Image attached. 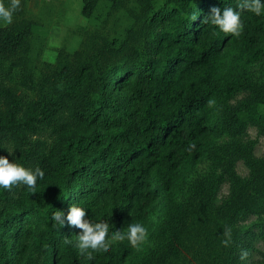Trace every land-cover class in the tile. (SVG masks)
I'll use <instances>...</instances> for the list:
<instances>
[{
    "label": "trees",
    "instance_id": "16d2710c",
    "mask_svg": "<svg viewBox=\"0 0 264 264\" xmlns=\"http://www.w3.org/2000/svg\"><path fill=\"white\" fill-rule=\"evenodd\" d=\"M98 2L82 0V15L91 19ZM138 2L126 38L90 36L73 63L63 57L38 81L26 58L35 22L20 17L0 27V65L10 64L0 73V155L44 171L34 190L0 189V264H238L240 251L249 254L259 236L264 242L240 226L264 214V158L238 137L264 123L257 111L264 80L222 78L217 66L231 39L244 49L245 66L264 64V11L240 9L237 36L204 17L240 0H166L158 9ZM13 69L35 91L32 101L8 88ZM239 91L249 96L231 104ZM223 137L229 140L219 143ZM205 156L211 168L188 187L187 172ZM239 160L246 178L234 171ZM223 182L229 193L217 204ZM72 203L90 222L108 223L110 234L139 221L147 238L139 247L125 238L89 260L69 243L80 230L52 219Z\"/></svg>",
    "mask_w": 264,
    "mask_h": 264
},
{
    "label": "rangeland",
    "instance_id": "374dc122",
    "mask_svg": "<svg viewBox=\"0 0 264 264\" xmlns=\"http://www.w3.org/2000/svg\"><path fill=\"white\" fill-rule=\"evenodd\" d=\"M138 1L99 0L94 15L91 19H87L81 13L82 0H25L18 8L21 10V16L14 12L11 23L0 22V27L9 26L20 17L35 22V31L26 58L28 59V69L32 74V81H38L48 77L51 70H54V65L63 57L73 63L74 53L82 47L85 48L87 40L92 36H99L103 39L123 40L126 38L128 31L135 26V14L137 15L140 10ZM149 2L153 8L158 9L165 4L166 0H149ZM222 49L217 60L222 78L245 76L252 82L264 80V64L261 65L255 61L251 66H245L242 63L244 49L238 42L231 39L223 44ZM8 70H10L9 63L5 62L0 65L2 75ZM7 82L8 88L13 90L16 97L23 96L26 100L32 101L35 91L28 89L31 85L25 83L26 77H22L18 69H13L10 80ZM248 96L247 91L235 92L230 103H239ZM257 111L258 114L264 115V105H259ZM258 114L256 113V115ZM238 137L241 142L250 146L255 158H264V123L259 126L249 124ZM227 140H229L228 137H223L218 142L225 143ZM211 164L212 160L209 156L203 157L193 169L187 172L185 177L187 186L189 187L209 171ZM234 171L241 178H246L249 174L247 166L241 160L235 162ZM183 192L185 195L186 191ZM228 193V183H221L217 192V204H220L228 196ZM184 195L181 193V198ZM152 223L154 225L155 221ZM240 226L243 229H249L256 235H263L264 214L252 213L240 223ZM124 244L125 239L114 242L112 246L118 247ZM220 246L221 244H218L211 252L213 261L210 262L214 263V260L216 261L221 256ZM252 248V251L246 256H243L241 251L239 252L241 258L238 264H264V242L260 236L253 242ZM200 264L203 262L201 261Z\"/></svg>",
    "mask_w": 264,
    "mask_h": 264
},
{
    "label": "clouds",
    "instance_id": "9594fccd",
    "mask_svg": "<svg viewBox=\"0 0 264 264\" xmlns=\"http://www.w3.org/2000/svg\"><path fill=\"white\" fill-rule=\"evenodd\" d=\"M20 4L21 0H0V22L11 23L13 13ZM240 9H247L259 15L264 11V0H240L235 8L213 6L204 19L222 32L238 36L244 26ZM192 148H195L194 144L188 146L189 151ZM14 150L7 149V152L14 156ZM43 175L44 171L41 168L37 167L33 170L15 159L10 160L7 155H0V189H10L13 185L23 184L34 190L37 179ZM86 212L84 207L72 203L66 214L63 210L57 209L52 213V219L57 221L60 226L67 223L80 230L76 234L75 241L69 240V243H72L80 254L87 255L89 260L93 258L94 253L109 252L114 242L127 238L131 246L139 247L147 238V228L139 221L130 222L126 227L116 229L110 234L108 223H92L86 218ZM228 231L230 230H226V234ZM227 242V240L223 241L225 244ZM242 255L246 256L247 252L245 251Z\"/></svg>",
    "mask_w": 264,
    "mask_h": 264
}]
</instances>
